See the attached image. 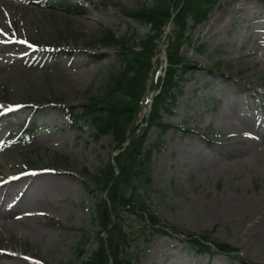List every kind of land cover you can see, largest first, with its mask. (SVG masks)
Masks as SVG:
<instances>
[{"label":"rangeland","instance_id":"obj_1","mask_svg":"<svg viewBox=\"0 0 264 264\" xmlns=\"http://www.w3.org/2000/svg\"><path fill=\"white\" fill-rule=\"evenodd\" d=\"M59 1L0 0V110L7 113L0 120V185L22 177L0 191V264H85L96 249L94 210L105 193L90 187L117 144L111 135L96 141L90 124L73 126L56 102L80 108L120 72L117 50L98 42L103 30L138 39L151 31L121 6L136 10L153 0H68L85 7L80 13L54 8ZM242 31L247 37L235 53ZM186 34L180 54L191 65L176 77L175 107L161 112L170 127L146 136L151 183L147 195L138 189L165 234L121 210L130 243L121 257H136L135 264H264V1L218 0L204 23L195 26L189 16ZM156 57L140 126L168 67L166 55ZM30 127V139L6 141L9 132ZM195 234L236 251L224 255L206 242L200 254L190 246Z\"/></svg>","mask_w":264,"mask_h":264},{"label":"trees","instance_id":"obj_2","mask_svg":"<svg viewBox=\"0 0 264 264\" xmlns=\"http://www.w3.org/2000/svg\"><path fill=\"white\" fill-rule=\"evenodd\" d=\"M217 1L153 0L151 6L144 5L136 10L121 6V11L126 17L141 25L150 26L151 31L138 39L134 36L117 37L110 28L103 30L98 42L104 47L117 50L115 58L121 67L120 72L110 75L102 96H86L87 102L81 105V110L56 102L57 106L66 111L73 126H78L79 122L90 124L94 129L93 138L96 141L111 135L116 141L117 150H120L114 163L110 160L100 170L101 175L93 178L94 185L90 187L88 184L94 192L106 193L107 199L101 198L94 210L99 227L97 247L84 260L85 264H134L138 259L121 257L122 249L124 248L125 251V244L129 243V233L123 232L120 227L121 210L131 211L146 220L145 225L156 233L165 234L159 217L148 209L138 193V189L142 188L147 195L148 184L151 183L152 147L145 145V139L153 127L161 131H166L170 127L163 121L161 112L171 113L175 107L178 95L174 93V87L180 81V76L191 65L188 58L180 54L181 47L189 41L186 34L189 16L194 19L195 26L204 23ZM59 5L60 9L67 13H80L85 10L78 5H69L67 1H60ZM177 11L174 29L168 36L169 43L166 49L168 67L165 70V77H159L154 84L155 89L160 90V93L154 99L149 117L143 121L145 126H140L138 120L143 108V97L149 73L154 68L153 58L158 54L157 41ZM28 132L27 130L26 133ZM127 142L128 145H125ZM128 189L130 193L127 194ZM102 233H106V237H103ZM190 242L197 252H205L209 249L206 247V242H212L217 250L224 254L230 255L236 251L230 245L212 239L208 234L201 236L195 234ZM83 253V249L80 248L77 256Z\"/></svg>","mask_w":264,"mask_h":264},{"label":"bare ground","instance_id":"obj_3","mask_svg":"<svg viewBox=\"0 0 264 264\" xmlns=\"http://www.w3.org/2000/svg\"><path fill=\"white\" fill-rule=\"evenodd\" d=\"M168 31V28H166V30H165V32H167ZM246 37H247V35L245 34V31H242L238 36H236V38H237V48H236V50H235V53H237L238 52V49L239 48H241L242 46H243V44H242V42L243 41H245V39H246ZM168 38V37H167ZM166 39V38H165ZM165 43H166V40H165ZM165 43H163V44H161V49L163 48V52L162 53H160V55H159V58H163L165 55H166V53H164V50H166V44ZM166 61V60H165ZM260 169H262V170H264V167H261ZM32 176V175H31ZM33 177V176H32ZM19 180L21 181L22 180V178H19ZM8 184V183H7ZM11 184H13V183H11Z\"/></svg>","mask_w":264,"mask_h":264},{"label":"water","instance_id":"obj_4","mask_svg":"<svg viewBox=\"0 0 264 264\" xmlns=\"http://www.w3.org/2000/svg\"><path fill=\"white\" fill-rule=\"evenodd\" d=\"M177 14V13H176ZM176 14L172 17V19H171V21H170V24H169V26H168V31L165 33V35L163 36V38H165L166 37V35L173 29V27H174V18H175V16H176ZM114 156H116V154L114 155Z\"/></svg>","mask_w":264,"mask_h":264}]
</instances>
